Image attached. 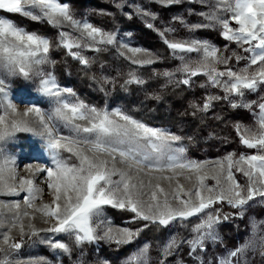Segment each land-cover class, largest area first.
Returning a JSON list of instances; mask_svg holds the SVG:
<instances>
[{
	"label": "snow or ice",
	"instance_id": "1",
	"mask_svg": "<svg viewBox=\"0 0 264 264\" xmlns=\"http://www.w3.org/2000/svg\"><path fill=\"white\" fill-rule=\"evenodd\" d=\"M172 3L174 0H166ZM219 4L224 5L219 11L230 13L229 16L222 17L217 13H210L206 18L221 26L222 36L229 41H235L237 44L251 46L244 48L245 52L251 50L252 56L250 66H256L257 70L252 71L251 67H246L240 73L233 71L230 67L226 71H220L217 65H228L231 57L218 55V49L211 46L207 42L193 40L187 41H169L165 38L164 43L173 52L180 53H202V57L196 63L198 67L193 68L190 63L185 60L184 56L179 59L183 62L179 72H183L188 76L195 77L201 74V69L206 70L204 74L208 75L214 87H222L226 93L223 97L207 98L204 109L209 107V102L213 99H229V94L244 96V90L254 91L258 84L264 85V0H218ZM121 7L120 4L116 5ZM0 12L9 14H20L30 17L32 20H39L42 17L54 25L60 26L65 22L82 28L81 37L73 39L69 33L61 32L60 39L62 46L71 52L75 48L85 47L87 45L80 42L86 35L87 38L96 40L100 36V43L113 45L116 43L115 35L112 33H103L101 29L94 27L90 23L82 25L75 21L70 13L67 4L59 3L57 0H0ZM144 15H151L142 12ZM155 19V17H152ZM237 27H232L231 22ZM209 25H194L192 29L199 27H207ZM148 27H153L148 24ZM163 36L164 33H161ZM255 42V43H253ZM121 48H126L133 53L129 57L133 64H151L153 59H137L135 54L141 52L139 48H128V45L121 44ZM50 42L35 34H29L18 27L13 21L4 16H0V63L10 70L19 69L25 77L30 75L32 64H43L47 61V53L49 52ZM258 50V51H257ZM45 55H40V53ZM71 54L80 60L81 64H87L88 61L77 52ZM237 61L240 57L236 56ZM165 76L171 77L172 73H164ZM227 76V80L221 81V77ZM132 82V81H128ZM135 82L143 83L138 78ZM179 83L189 85L190 80L185 78ZM42 91L53 97L61 95V89L56 85L54 79L41 80ZM71 93V89H64ZM4 81L0 80V93H4ZM233 107H238L236 103H232ZM247 106V105H243ZM11 109V119L6 111L4 115H0V157L4 158L5 164L0 166V183H4L3 174L6 165L10 162L9 158L3 157V144L11 139L16 132H33L34 124H38L42 129V134L46 136V148L51 152L52 164L54 167H42L41 171L47 173V187L51 192V203H43L39 207H34L32 201L38 197L34 193L42 190L34 187V181L31 178L14 174L11 179L18 180L21 189L27 188L28 196L24 197V202L28 208H33L34 212H41L49 219L55 221L54 225L47 228L50 233H69L75 235L76 242L84 241L92 242L97 239H107L117 244L130 242L134 233L128 228L114 229L107 227L103 231V235H98V229L101 225L93 227L95 220L102 215V206L111 205L114 208L126 209L135 213L136 218L157 222L160 225H168L170 221L177 218L187 219L194 215L204 213L214 203L227 201L232 207H242L255 196L264 197V103L259 105L262 115L259 121V130L251 129L240 130L237 126V132L240 136L241 143L247 148L260 150V154L240 155L238 159L232 156L225 157L227 160V174L225 176L224 164L221 161L216 163L219 170L212 176L216 180V186L219 188L217 192L213 187H207L208 195L202 192L206 186L204 180L206 175H201L203 164L194 161H185L183 147H174L173 145L181 140V137L172 135L166 131L152 128L146 124L139 122L130 116L116 110L112 116L119 119H112L108 112H100L96 108L85 110L84 105L73 106L66 102H62L60 107L55 109V117L71 124L73 121H83L84 124L75 123L74 129L79 133L88 135L71 139L57 135L53 127L45 120L44 115L40 113L38 108L29 107L22 114L20 119H16L17 114L15 105L8 103ZM71 113L69 116L67 113ZM35 113L38 118L36 121L27 119L30 114ZM54 117L49 116L48 120ZM122 121V123H121ZM67 141V143H62ZM65 150L72 153L78 160V164H69L59 156V150ZM119 157V160L117 159ZM125 165L127 171L120 169L117 165ZM246 165V167H245ZM29 164L27 169L32 170ZM235 168L248 178L249 183L246 189L235 181L232 169ZM188 169L195 173L199 187L191 190H185L183 185H177L179 192L172 197L178 202L180 207H173L167 199V193L160 183L155 184V190L151 191L148 200L144 199L146 193L143 192L145 187L143 180L139 183L133 181L132 172L137 175L145 173V170L151 172L156 170L159 172L173 170ZM147 174V173H145ZM119 175L120 180H113L112 177ZM191 179V177H186ZM157 179H165L171 181L173 177L164 176ZM223 180V184L222 181ZM227 185V186H225ZM5 187H8L5 183ZM149 187H152L151 180ZM9 192L15 189L9 187ZM247 195H244V192ZM189 199H184L179 193ZM158 193L165 197L161 203ZM195 196V203L191 200ZM17 211L14 213L15 219L20 220L21 213L19 211V203L13 205ZM213 211L218 213V209ZM24 217H32L25 211ZM224 220L228 217L224 216ZM221 222L219 215H213L212 212L207 213V219L201 220L193 231L196 237L188 241L193 246V250L203 247L206 239H215L214 226ZM21 234L24 233L23 223H19ZM12 227H17L16 223ZM11 229H9L10 231ZM36 235V232H33ZM10 236L8 232L3 234V243L8 245ZM261 248L264 249V236L260 237ZM177 246L175 240L171 241L166 250ZM20 243H12L11 248L19 249ZM51 247L61 249L68 252V247L62 242H52ZM248 245L230 253L235 258L240 255ZM3 251V249H0ZM224 264H232V261H225Z\"/></svg>",
	"mask_w": 264,
	"mask_h": 264
},
{
	"label": "rangeland",
	"instance_id": "2",
	"mask_svg": "<svg viewBox=\"0 0 264 264\" xmlns=\"http://www.w3.org/2000/svg\"><path fill=\"white\" fill-rule=\"evenodd\" d=\"M104 1H111L115 7H117V4H120L121 7L117 8L123 14L126 16H136L138 20L143 22L146 26H148V24H152L153 27L151 28L160 36L163 41L165 38H167L169 41H187L189 43L193 40H197L207 42L211 46H214L218 49V55L231 57L227 66L224 64L217 65V68L220 71H226L228 67L237 73H240L246 67H251L252 71L257 70L256 66H250V60L252 56L251 50L249 52L244 51V48H250L251 46L237 44L235 41L227 40L228 42H226L220 48L216 46V44L211 40L199 33L200 29H212L218 31V33L222 36L221 26L209 21L206 18L210 13H217L222 17L230 15L228 12L219 11V8H222L224 5L219 4L218 0H174L172 3H167L166 0ZM57 2L67 4L66 2H60L59 0H57ZM151 3H156L160 6H174L175 8L167 15L159 14L158 11L151 7ZM91 9H96L98 12L104 13L106 11V9L102 6H87L83 8L84 15H77V13H79L75 12L77 10H71L69 8L73 19L79 22L81 25L87 22L92 24L94 27L101 29L103 33L114 34L116 43L109 46H111L117 53L123 55L130 62L131 60L129 57H132L133 53L129 52L126 48H121V44L128 45V48L141 49V52L135 54L137 59L151 58L154 60V62L157 60V57L152 51L148 50L137 42L131 30L120 27L114 31H106L99 26L94 25L85 15L87 11ZM142 12H147L151 15H144ZM0 16L3 15L0 14ZM153 16L155 19L152 18ZM27 18L31 19L30 17ZM41 20L47 21V19L43 17L35 21ZM194 25L209 26L192 29V26ZM231 26L237 27L234 21L231 22ZM55 27L59 29L58 39L61 45V32H67L73 39H76L81 37V32L83 31L82 28H77L68 22ZM20 28L29 34H34L32 32L26 31L22 27ZM161 33H164V35L162 36ZM40 37L47 39L44 36ZM100 39L101 37L97 36L96 40L93 41L91 38H87L85 35V37L81 39L80 42L87 46L81 48L74 47L71 52H77L83 56L88 61L87 64H84L85 66L93 64V54L102 45H104V43L99 42ZM230 43H234L235 45L230 46ZM66 51L73 58H75L68 49H66ZM172 53L179 60L177 67L175 69H163L162 72L172 73V78L179 77L181 80L185 78L190 79L191 76L177 71V69L180 68L181 64L183 63L179 57L184 56L185 60L190 63L193 68H196L198 67L196 62L201 59L202 53H180L178 51L173 52V50ZM40 55L45 54L41 52ZM46 55L47 61L45 63L39 65L32 64L30 75L28 77H25L22 73H20L18 68L15 70H10L8 67H5L3 63H0V80L4 81L5 88V92L0 93V115H4L7 111L9 113L8 118L11 119V109L7 107L8 103L15 105L17 112L15 116L16 119H20L21 114L27 108L34 107L40 110V113L44 115L45 120L48 121V123L53 127L57 135L69 137L71 139H77L79 137L88 135L85 133L77 134L74 129L75 123L84 124L85 122L73 121V123L69 124L66 121L55 117V109L60 107L62 102H66L73 106L84 105L85 110L96 107L92 104L82 101L78 97L76 92L71 87L69 77L66 78L67 82L65 83H59L56 80L53 73V61L49 57L48 53ZM237 55L240 57L239 61L236 59ZM95 70L101 79L108 83L110 88L112 84V78L109 76L107 68L104 65H96ZM205 71L206 70L201 69V74H203L207 78L209 84L212 85L208 75L204 74ZM49 78L54 79L56 85L59 87V89H61V95L59 97L49 96L42 91L41 80ZM227 79V76L220 78L221 81ZM216 88L224 92L222 87ZM64 89H71L72 92L68 93L63 91ZM244 93L245 94L243 97L235 94H229L228 100L231 103L234 102L241 107L247 108L252 115V120L244 122L241 121L237 123L236 129L237 126H239L241 131L245 129L258 131L259 121L262 115L259 105L264 103V85L258 84L254 91L244 90ZM253 93L257 94L255 98L251 97V94ZM224 94L226 93L224 92ZM243 105L247 106L245 107ZM96 109L100 112H108L110 118L112 119H119L118 117L112 116L114 111H121L116 105H107L101 109ZM67 114L69 116L71 115L70 112ZM49 116H53L54 118L52 120H48ZM27 119L36 121L38 118L36 117L35 113H32ZM137 121L141 122L140 120ZM33 126L35 131L16 132L11 139L3 144V157L9 158L10 162L7 163L6 170L3 174L4 183H0V249H3V251H0V264H224V262L228 260L232 261V264H252L256 255L264 256V249H262L260 246V237L264 236V197H260L258 195L246 205L237 207L240 209L241 213H246L248 215V222L243 230L242 238L235 246H226L221 243V235L218 230V224L214 226L216 238L206 239L202 248L198 247L193 250V246L188 243V241L193 240L197 235L193 231V228L197 224H200L201 220L207 219V213L212 212L211 207L206 209L204 213L192 216L196 217L197 221L191 226L188 233L184 235L179 234L177 229L176 221L180 218L170 221L168 225H162L165 230L162 232L156 242H152L149 240V238L141 235L139 233V229L136 227H132L125 222L113 221L106 211V207H112L111 205L102 206V215L98 220L94 221L93 227L96 225H101L98 229V235H103V231L109 226L114 229L128 228L134 233L130 242L117 244L107 239H97L92 242L84 241L78 244L75 240L74 234H69L66 232H47L46 229L53 226L55 221L49 220V222L46 223L45 220L49 218L45 217L41 212H34L33 208H28L24 202V197L29 195L27 188L21 189L18 180L14 181L11 179L13 174L17 177L25 176L31 178L34 181V187L42 190L39 193H34V195L38 197L32 201L34 207H39L43 203H51L52 195L47 187V173L40 170L42 167H54L52 164L51 152L45 146L47 143V138L42 134V129L38 124H34ZM147 126L160 129L174 135V133L166 127L151 125ZM62 143H67V141H62ZM173 146L183 147L179 142H176ZM255 154H260V150L258 148L251 149L247 153L234 154L232 152H228L221 158L208 157L203 159L188 158L184 152L183 159L185 161H194L204 165V168L201 170L200 174L206 175L207 177L204 180V185L206 187L202 189L203 194L207 196V187H213L217 192L219 191V188L216 186V180L212 178V176L215 175L219 170V165L216 163L217 161L223 162L226 176L228 162L225 160V157L232 156L234 159H238L240 155L248 156ZM59 156L61 159L66 160L69 164H78L77 158L72 153H69L63 149L59 150ZM117 159L119 160V157ZM4 164V158L0 157V166H3ZM29 164L33 166L31 171L27 169ZM117 167L127 171L125 165L118 164ZM232 172L235 181L246 189V186L249 183L248 178L235 168L232 169ZM145 173H140L137 175L133 171L132 176L133 181L136 183H139L141 179L143 180L145 185L143 192L146 193L144 197L146 201L148 200L151 191L155 190L154 186L156 183H160L165 189V192L168 194L167 199L173 207L181 206L178 204V202L172 199V197L179 192L177 188L178 184L183 185L185 190H191L195 187H199V182L196 180L195 173L188 169L182 171L178 169L173 171L165 170L164 172H159L156 170L148 172V170H145ZM164 176H171L173 179L171 181L157 179V177ZM189 176L191 179L186 178ZM112 179L120 180L121 177L116 175L113 176ZM150 180L152 187H149ZM221 182L223 184V180ZM5 183L8 187H5ZM9 187L14 188L15 191L9 192ZM179 195H181L184 199H189V197L184 196L182 192H180ZM244 195H247L246 190ZM158 197L161 203H163L165 197L159 193ZM191 200L195 203H198L194 195L191 197ZM223 202L228 204L226 200ZM17 203L20 205L19 211L21 213L19 221H17L14 216V213L17 210L12 207ZM25 211L29 212L34 218L30 219L29 217H24L22 214ZM133 214V218H136L135 213ZM212 214L215 215L213 212ZM21 222L24 225L23 235L21 234L20 228L18 226ZM13 223H16L17 227H12ZM156 223H158V221ZM9 229L11 230L9 231ZM34 231L36 232V235H33ZM5 232H8L10 236L8 245L3 243V234ZM68 238L71 239V242L76 250L75 253L72 252L70 244L67 242ZM173 240L177 242V246L171 248V250H166L169 243ZM52 242L64 243L68 247L69 251L64 252L61 249L52 248ZM12 243H20L21 247L19 249H13L11 248ZM244 245H248V247L245 248L240 255L235 258L230 256L232 251L236 250L237 248H241Z\"/></svg>",
	"mask_w": 264,
	"mask_h": 264
},
{
	"label": "trees",
	"instance_id": "3",
	"mask_svg": "<svg viewBox=\"0 0 264 264\" xmlns=\"http://www.w3.org/2000/svg\"><path fill=\"white\" fill-rule=\"evenodd\" d=\"M59 1L66 2L71 10H77V15H84L83 8L87 6L104 7L105 13L91 9L85 15L94 25L106 31H114L120 27L131 30L137 42L157 57L152 64L134 65L111 46L104 44L93 54V64L85 66L60 44L59 29L46 20L34 21L20 14L0 12L26 31L47 38L50 42L48 54L53 61L56 80L65 83L69 77L72 89L82 101L100 109L116 105L125 114L147 125L170 129L174 135L181 137L178 142L185 149L188 158H221L228 152L240 154L251 150L241 143L236 129L237 123L252 120L250 111L241 106L233 107L228 99L207 101L209 107L205 110L203 106L207 98L223 97L224 92L210 85L203 74L190 77L189 85L179 83V77L165 76L163 69H175L179 60L152 28L139 21L136 16H126L111 1ZM151 7L164 15L175 8L156 3H151ZM199 33L220 48L228 42L218 31L212 29H200ZM234 45L230 43V46ZM96 65L107 68L112 78L110 88L95 72ZM135 78L143 83L135 82ZM256 95L253 93L251 97L255 98ZM214 209H218V213ZM211 210L221 218L218 223L221 243L235 246L242 238L248 215L223 201L214 203ZM106 211L113 221L125 222L138 228L139 233L152 242H156L165 230L159 223L133 218L134 214L126 209L107 206ZM224 216L228 219L224 220ZM196 221V217L178 219L176 223L179 234L188 233ZM67 242L75 253L71 239L68 238ZM252 264H264V256L256 255Z\"/></svg>",
	"mask_w": 264,
	"mask_h": 264
}]
</instances>
